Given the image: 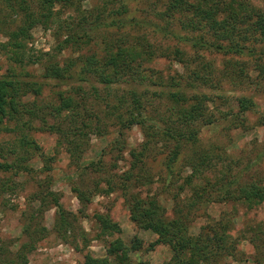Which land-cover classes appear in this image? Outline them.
Returning <instances> with one entry per match:
<instances>
[{"label":"trees","instance_id":"1","mask_svg":"<svg viewBox=\"0 0 264 264\" xmlns=\"http://www.w3.org/2000/svg\"><path fill=\"white\" fill-rule=\"evenodd\" d=\"M43 2L46 11L38 14L33 11L31 14L24 0H1L5 8L0 6V34L6 41L0 43V48L18 54L30 37V29L38 25L47 26L56 6L73 8L76 12L81 10L80 15L76 14L75 21L66 20L60 26L65 32L57 46L60 53L72 46L71 43L77 46L86 44V51L59 61L48 60L42 66V77L55 81L59 87L66 86L69 80L84 82L92 89L95 99L100 98L102 103L95 101L89 108L86 107L85 99H73L60 90L55 93L57 102L29 103L34 107L32 111L27 103L20 104V99L28 93L26 88L31 85L26 83L23 87L16 80L2 78L0 137L9 132L22 133L24 129L30 128L34 119L40 124L39 130L45 129L57 136L58 145H67L70 148L69 166L78 172L74 192L80 204L79 214L86 217L85 208L100 190L99 183L86 184L85 177L103 171L101 159L82 166L81 158L88 146V132L101 131V125L107 126L109 121L118 132L119 138L114 141L118 149L124 147V143L120 142L124 130L134 125L141 128L145 137L140 155L153 142L162 140L157 154H161L164 151L162 149L167 150L163 164L170 175L173 164L184 151L190 154L186 163L193 174L198 173L200 167L211 164L212 157L199 144L202 128L213 122L212 116L207 114L210 99L204 93V88L209 86L213 89L227 81L241 84L249 77L245 72L248 67L242 62L234 64L232 71L225 67L216 79L214 67L208 61H203L202 54L252 57L259 75H264V63H261L264 61V0L260 6H252L247 0H130L132 7L124 1L112 13H106L104 8L97 11L87 9L84 13L81 8L83 0ZM158 6L159 11H156ZM134 7L138 8L140 15L143 14L142 17L135 15ZM153 10L154 17H143ZM20 12H25L22 18L24 23L14 24L10 16H20ZM157 34L192 48L196 53L193 61L189 62L187 53L177 45L164 48L161 45L154 46L152 38ZM159 59H173L184 71L180 73L173 70L172 73L163 74L153 66H145ZM192 65L195 66L191 69ZM97 83L106 88L113 84L124 87L115 98L105 99L100 95ZM40 89L37 86L33 92L40 93ZM237 101L240 107H253V101L247 96H239ZM22 106H26L24 110ZM22 112H26L31 121H23ZM51 118L52 121L49 120ZM262 122L264 124V117ZM32 150L38 151L39 146L25 133L15 142L0 144V170L12 171L17 175L31 174L34 169L30 167L27 154ZM130 154L134 158L138 156L133 150ZM40 156V172L49 173L53 169L55 157L42 153ZM133 168L131 166V171L123 175L124 182L132 180ZM244 172L245 169H242L241 174ZM241 178L231 173L219 180L215 179L213 183L207 181L203 187L191 189L193 205L195 201L203 205L206 202L211 204L213 200L215 203L240 202L248 209L264 207V183L243 182ZM47 185V175L39 178L38 190L32 196L38 203L33 216L41 219L46 210L54 208L52 228L61 240L73 244L77 249L76 234L84 240L87 236L78 227L77 216L64 208L59 194L49 190ZM129 204L131 220L138 227L156 234L155 244H166L172 251L171 259L164 264H218L220 259L237 254V247L229 235L232 223L223 219L214 222L211 226L214 235L210 239L204 237L201 231L196 235L188 234L186 228L190 223L184 222L186 217L182 212L178 216V209L175 212L173 210V215L167 218L164 209H160V205L153 200L145 202L131 197ZM95 218L101 234L111 235L120 231L119 226L108 217L97 214ZM48 232L40 220L31 217L23 229L26 241L15 252L3 248L0 261L2 264H26L27 253L34 250L35 244ZM69 235L72 241H69ZM248 238L256 254L253 262L264 264V230L261 225H257ZM140 245L137 239L128 245L117 238L109 242L107 254L122 264L129 259V252L137 250ZM85 264L108 263L87 255Z\"/></svg>","mask_w":264,"mask_h":264},{"label":"rangeland","instance_id":"2","mask_svg":"<svg viewBox=\"0 0 264 264\" xmlns=\"http://www.w3.org/2000/svg\"><path fill=\"white\" fill-rule=\"evenodd\" d=\"M24 1L31 14L33 11L36 14L46 11L43 0ZM124 1L130 3L132 7L130 0H83L81 8L84 13L87 9L97 11L100 8H104L106 13H112ZM247 2L252 6L262 5V0H247ZM0 6L5 8L1 0ZM159 6L156 11H159ZM137 9L134 7L133 11L140 18L143 14L140 15ZM16 13H18V9H16ZM24 13L20 12L21 17L13 14L10 18L14 20V24L22 25ZM76 14L80 15L81 10L76 12L73 11V8L56 6L47 26L38 25L30 29V37L24 45V49L18 54L0 48V79L11 78L18 81L23 87L26 83L30 84L31 86L26 88L28 93L20 99V104L21 102L27 103L32 111H34V107L29 103L33 102L38 105L39 103H48V101L55 102V93L60 90H64L66 95L73 99H85L86 107L89 108H92L90 105L95 101L102 103L100 98L95 99L92 89L84 82L69 80L66 86L59 87L55 81L42 77V66L48 60L57 59L59 61L86 51V44L77 46V44L71 43L72 46L66 47L60 53L57 46L58 42L64 38L62 35L65 32L60 29V26L66 20L75 21ZM144 15L143 17L152 18L154 10ZM7 24L10 25L8 19ZM1 29L2 27H0V31ZM4 41L6 39L0 34V43ZM152 42L154 46L160 47L161 45L162 48L177 45L179 49L187 53L186 59L189 62L193 61V57L196 55L192 48H188L176 40L165 38L161 34L155 35ZM202 55L203 61H208L214 67L216 79L221 76L220 72L225 67L232 71L231 67L234 64L242 62L246 63L245 65L248 67L245 72L249 77L241 84L227 81L213 89L209 86L204 88V93L210 99L207 103V114L212 116L213 122L202 128L199 144L212 157L211 164L200 167L201 170L193 174L186 163V158L190 154L184 151L180 153L181 156L173 164L172 175H170L163 164L167 150L162 149L164 151L157 154V149L161 148L163 144L162 140L153 142L149 149L140 155L139 151L142 150L141 144L144 143L145 137L141 128L134 125L124 130L120 138L124 147L118 149L114 143L119 138L118 132L109 121L107 126L101 125V131L90 130L88 132V146L81 158L82 166L100 159L103 165V171L85 177L86 184L99 183L100 189L92 196L91 202L85 208L86 217L78 213L80 204L74 192L78 172L69 166L70 148L65 144L58 145L56 135L45 129L39 130L38 121L34 119L31 121L27 113L23 114L22 112V120L32 123L30 128L26 127L27 129H24L22 133L30 136L39 146V150H32L27 154L30 167L34 169L31 174L17 175L12 171L0 170V252L3 248L9 249L10 252H15L20 248V245L26 241L23 229L32 217L34 220H40L49 232L35 244L34 250L27 253L26 264H85L87 255L93 259L106 260L108 264H120L115 257L107 254L109 242L117 238L128 245L134 239L141 243L137 250L129 252V259L122 264H164L173 255L170 248L166 244H155L157 235L150 230L138 227L130 218L129 203H131V197H137L145 202L153 200L158 203L160 209H164L167 218L173 215V210L175 212L178 209V216L182 212L186 217L184 222L190 223L186 228L190 235H196L201 231L204 237L211 239L214 235V231L211 230L214 222L223 219L227 223H232L233 227L229 231V235L237 247V254L224 257L217 263L256 264L252 260L256 254L249 243L248 236L257 225H261L264 230V207L248 209L240 202L215 203L213 200L211 204H206V202L201 205L195 201V205H193L192 190L195 187H203L207 181L213 183L215 179L219 180L231 173L240 178L242 176L241 181L243 182L264 183V124L262 122V117H264V75H259L252 57L205 53ZM262 58L264 59V56ZM145 66L150 68L153 66L156 70H161L163 74L172 73L173 70L180 73L184 71L183 67L175 63L173 59H159L153 63L145 64ZM194 66L192 65L191 69ZM184 73L186 74V71ZM37 86L41 88L40 93L33 92ZM97 86L100 95L105 99L115 98L124 87L113 84L106 88L99 83ZM242 95L253 101V107L239 106L237 98ZM22 107L24 110L26 106ZM22 133L17 131L6 133L0 137V144L15 142ZM131 150L138 155L136 158L130 154ZM40 153L55 157L52 164L53 169L49 173L39 170L42 168ZM194 162L197 163V161ZM131 166L134 167L133 178L130 182H124L123 175L131 171ZM242 169H245V172L241 174ZM46 175L49 179L48 189L59 194L60 203L66 210L77 216L78 227L87 236L84 240L76 234L77 249L73 244L61 240V237L52 228L55 217L54 208L46 210L41 219L33 216V210L38 206V203L32 199V196L38 190L39 178H44ZM108 180H110L109 186L112 188L107 185ZM97 214L108 217L111 222L119 226L120 231L111 235L101 234L95 218ZM69 241H72L70 235ZM0 264H2V260Z\"/></svg>","mask_w":264,"mask_h":264}]
</instances>
